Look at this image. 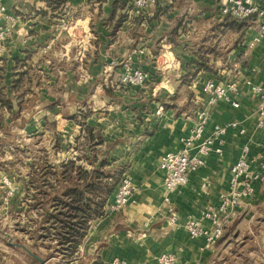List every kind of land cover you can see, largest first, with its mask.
<instances>
[{
	"label": "crops",
	"instance_id": "obj_1",
	"mask_svg": "<svg viewBox=\"0 0 264 264\" xmlns=\"http://www.w3.org/2000/svg\"><path fill=\"white\" fill-rule=\"evenodd\" d=\"M223 1L158 0L137 15L133 0H5L18 24L0 42V127L20 114L21 132L39 133V124H29L39 113H51L76 127V145L90 126L102 138L95 146L105 149L102 158L128 165L135 186L137 202L123 210H110L113 196L108 198L105 214L89 222L69 264H110L115 257L156 264L162 253H174L178 264H264V185L242 199L211 247L182 223L195 217L211 225L204 212L229 189L231 167L246 142L250 157L264 160L258 99L246 84L264 85V39L249 46L257 22L222 15ZM63 17L73 19L68 31L59 27ZM127 61L150 73L146 86L122 82ZM208 79L237 80L240 89L233 95L238 107L225 101L214 107L206 134L234 120L246 133L225 134L223 152L208 155L171 195L181 218L171 224L161 208L166 190L160 157L179 149L194 126ZM28 103L34 110L24 113Z\"/></svg>",
	"mask_w": 264,
	"mask_h": 264
},
{
	"label": "built area",
	"instance_id": "obj_2",
	"mask_svg": "<svg viewBox=\"0 0 264 264\" xmlns=\"http://www.w3.org/2000/svg\"><path fill=\"white\" fill-rule=\"evenodd\" d=\"M158 0H133V11L141 15L147 8L154 6ZM220 13L236 19H254L257 28L254 37L249 43L253 47L264 39V0H224ZM18 16L14 14L5 0H0V42L16 32ZM73 25V19L63 17L60 29L68 31ZM151 75L142 68L136 67L127 61L123 67L121 80L132 87H142L148 82ZM246 84L253 97L258 99L255 110L257 116L256 126L264 129V85L247 80ZM240 89L237 80L226 82L208 79L202 85L203 101L195 108V124L190 132L182 137L181 147L166 151L159 161V168L163 173L165 194L161 208L171 224L181 222V218L172 203L171 195L182 188L189 180L191 172L206 164V158L212 152L221 154L225 143L224 135L232 130L245 134L246 128L239 121H228L216 124L210 134L206 128L211 118V112L220 102L225 101L238 107L239 103L233 98ZM264 185V160L250 157L249 141L243 145L242 151L231 167L230 187L220 195V203L216 208L204 212V217L210 220L211 225L205 226L201 218L189 217L183 225L191 237H204L208 247L216 244L224 235L226 225L236 213L237 207L244 197L253 196L258 185ZM136 191L129 175H125L113 195L109 204L112 211H120L135 204ZM110 264H141L115 257ZM156 264H178L174 253H162L158 256Z\"/></svg>",
	"mask_w": 264,
	"mask_h": 264
},
{
	"label": "rangeland",
	"instance_id": "obj_3",
	"mask_svg": "<svg viewBox=\"0 0 264 264\" xmlns=\"http://www.w3.org/2000/svg\"><path fill=\"white\" fill-rule=\"evenodd\" d=\"M28 104L24 113L34 110V103ZM19 115L16 114L6 127H0V264H69L68 260L76 256V251L71 254L60 251L55 238L45 236V227L52 222L46 218V212L48 209L56 211L52 198L47 196L49 184L54 183L59 192L68 181L61 175L48 173L44 162L53 165L60 159L67 161L81 156L83 153L79 148L85 146L86 140L74 145L71 140L75 137L76 127L71 129L65 118L46 112L39 113L37 121L29 124V128L39 124V133L30 129L26 134L20 130L22 120ZM56 139H59V151L54 150ZM95 151L102 159L105 149L96 147ZM79 163L86 165V158L82 156ZM57 168L61 171V167ZM108 169L119 174L118 184L128 175L126 164L113 165L111 162ZM80 244L81 241L78 247Z\"/></svg>",
	"mask_w": 264,
	"mask_h": 264
},
{
	"label": "trees",
	"instance_id": "obj_4",
	"mask_svg": "<svg viewBox=\"0 0 264 264\" xmlns=\"http://www.w3.org/2000/svg\"><path fill=\"white\" fill-rule=\"evenodd\" d=\"M85 131V146L79 148L83 153L81 156L63 161L60 164L61 171L44 162L48 173L52 176L61 175L68 181L59 192L54 183H48L51 188L47 196L52 198L56 211L48 209L46 212V218L52 222L49 227H45V236L55 238L59 250L69 254L78 248L89 222L105 214L108 198L114 195L119 185V174L108 169L112 161L107 157L100 159L95 151L96 144L102 141L101 136H95L90 126H86ZM82 156L86 158L89 168L79 163Z\"/></svg>",
	"mask_w": 264,
	"mask_h": 264
},
{
	"label": "water",
	"instance_id": "obj_5",
	"mask_svg": "<svg viewBox=\"0 0 264 264\" xmlns=\"http://www.w3.org/2000/svg\"><path fill=\"white\" fill-rule=\"evenodd\" d=\"M16 245H18V246H22L23 248H25L24 245H21V244H18V243H17ZM27 251H28L31 255H33L34 257H36L37 259H40V260H41V258H40L36 253L32 252V251L29 250V249H27Z\"/></svg>",
	"mask_w": 264,
	"mask_h": 264
}]
</instances>
